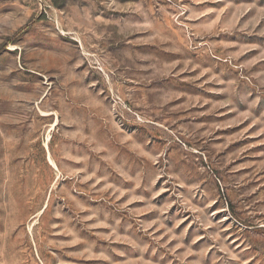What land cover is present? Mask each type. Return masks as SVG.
<instances>
[{
  "label": "rangeland",
  "instance_id": "374dc122",
  "mask_svg": "<svg viewBox=\"0 0 264 264\" xmlns=\"http://www.w3.org/2000/svg\"><path fill=\"white\" fill-rule=\"evenodd\" d=\"M0 264H264V0H0Z\"/></svg>",
  "mask_w": 264,
  "mask_h": 264
}]
</instances>
